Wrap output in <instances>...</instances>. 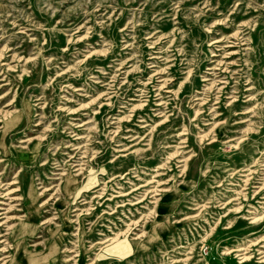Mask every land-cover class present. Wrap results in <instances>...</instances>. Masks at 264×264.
I'll return each mask as SVG.
<instances>
[{
	"label": "rangeland",
	"instance_id": "374dc122",
	"mask_svg": "<svg viewBox=\"0 0 264 264\" xmlns=\"http://www.w3.org/2000/svg\"><path fill=\"white\" fill-rule=\"evenodd\" d=\"M263 180L264 0H0V264H264Z\"/></svg>",
	"mask_w": 264,
	"mask_h": 264
},
{
	"label": "bare ground",
	"instance_id": "6f19581e",
	"mask_svg": "<svg viewBox=\"0 0 264 264\" xmlns=\"http://www.w3.org/2000/svg\"><path fill=\"white\" fill-rule=\"evenodd\" d=\"M160 38V37H159ZM217 39V38H216ZM225 44V43H224ZM222 45H223V43H222ZM230 51V50H229ZM211 54V53H210ZM232 59V58H231ZM230 59V60H231ZM218 78V77H217ZM222 85V84H221ZM230 90V89H229ZM83 111V110H82ZM82 121V120H81ZM79 123V122H78ZM247 123V122H246ZM245 126V125H244ZM37 127V126H36ZM229 138V137H228ZM181 139V138H180ZM212 139V138H211ZM32 155V154H31ZM263 182H264V180H263ZM95 183V182H94ZM90 185H91V183H90ZM90 185H88V187H90ZM45 186V185H44ZM254 189L255 188H257V187H253ZM262 192V189H258L256 192H255V195H254V197L253 198H256L258 195H260V193ZM69 197V196H68ZM242 198L245 200L246 199V196H242ZM261 199H264V197L263 198H261ZM85 200V199H84ZM237 200H239L238 198H236V199H233L232 201H237ZM132 201V200H131ZM16 203V202H15ZM155 204H157V201L156 202H154ZM249 209H253L254 211L253 212H255V209L254 208H252V207H249ZM239 212V211H238ZM253 212L252 211H250V212H247V215L246 216H244L242 219L243 220H245V221H249V224H253L254 223V221H253V217H251V214H253ZM10 214V213H9ZM1 215V214H0ZM130 220V219H129ZM6 225V224H5ZM24 227V226H23ZM130 230V229H129ZM119 231V230H118ZM127 232V231H126ZM17 237V236H16ZM102 240V239H101ZM149 240V239H148ZM151 240V239H150ZM107 241H109V240H107ZM1 243V242H0ZM17 245V244H16ZM99 246V245H98ZM47 247V246H46ZM239 247V246H238ZM24 252H26V251H24ZM232 252H234V253H238V254H236L235 256H236V258H237V260H238V263L237 264H241V263H245L246 261H248L249 259H248V257L245 255L246 253H243L244 252V249H242V248H236V249H234V250H231V251H229V252H225V254H229V253H232ZM36 253V252H35ZM48 253V252H47ZM30 254V253H29ZM32 254V253H31ZM99 254V253H98ZM97 254V255H98ZM30 257V256H29ZM74 257H77V256H74ZM34 258V257H33ZM264 259V256H262V257H260L259 259ZM31 260V259H30ZM68 261H70V260H65V262H68Z\"/></svg>",
	"mask_w": 264,
	"mask_h": 264
}]
</instances>
